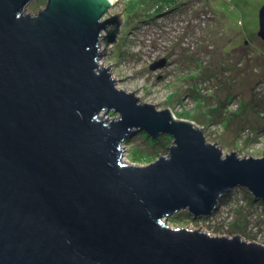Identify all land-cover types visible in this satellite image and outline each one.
I'll return each mask as SVG.
<instances>
[{
  "label": "water",
  "instance_id": "1",
  "mask_svg": "<svg viewBox=\"0 0 264 264\" xmlns=\"http://www.w3.org/2000/svg\"><path fill=\"white\" fill-rule=\"evenodd\" d=\"M30 1L0 0V264H264L262 243L168 224L210 216L238 186L264 200V157L225 155L116 85L99 62L121 27L105 18L114 0H47L36 14ZM259 27L264 40V4ZM137 130L170 135L168 155L124 162Z\"/></svg>",
  "mask_w": 264,
  "mask_h": 264
},
{
  "label": "rangeland",
  "instance_id": "2",
  "mask_svg": "<svg viewBox=\"0 0 264 264\" xmlns=\"http://www.w3.org/2000/svg\"><path fill=\"white\" fill-rule=\"evenodd\" d=\"M47 0H31L38 13ZM264 0H119L114 42H102V66L116 85L143 102L170 109L199 125L207 140L242 157H264V40L258 35ZM115 25L111 27L114 29ZM104 117H117L113 111ZM167 134V133H164ZM157 137L137 130L123 143V161L147 165L168 155ZM245 187L233 188L210 215L188 210L169 217L172 227L214 235H241L264 244V202ZM201 226V227H200Z\"/></svg>",
  "mask_w": 264,
  "mask_h": 264
},
{
  "label": "trees",
  "instance_id": "3",
  "mask_svg": "<svg viewBox=\"0 0 264 264\" xmlns=\"http://www.w3.org/2000/svg\"><path fill=\"white\" fill-rule=\"evenodd\" d=\"M155 141L162 143V147L165 149L167 147V145L170 144L171 138L167 134H163L161 136V138H156ZM251 197H253V196L251 195ZM263 202H264V200H263Z\"/></svg>",
  "mask_w": 264,
  "mask_h": 264
},
{
  "label": "bare ground",
  "instance_id": "4",
  "mask_svg": "<svg viewBox=\"0 0 264 264\" xmlns=\"http://www.w3.org/2000/svg\"><path fill=\"white\" fill-rule=\"evenodd\" d=\"M118 1H119V0H114L115 3H117ZM42 9H43V8H42ZM103 42H104V40H103ZM235 188H236V187H235Z\"/></svg>",
  "mask_w": 264,
  "mask_h": 264
}]
</instances>
